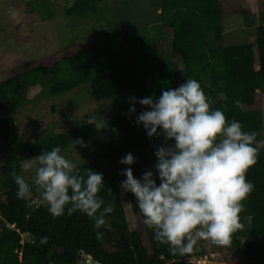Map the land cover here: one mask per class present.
<instances>
[{"label":"trees","instance_id":"16d2710c","mask_svg":"<svg viewBox=\"0 0 264 264\" xmlns=\"http://www.w3.org/2000/svg\"><path fill=\"white\" fill-rule=\"evenodd\" d=\"M97 4L98 0H74L66 14L95 12ZM159 9L160 27L170 38H151L140 30L127 35L108 33L93 38L89 48L68 47L46 57L49 62L34 65L23 56L0 53V62L3 58L12 61L0 65V73L9 72L0 80V264H78L82 254L101 264H188L187 258L197 255L195 247L191 253L174 255L156 241L154 230L143 223L136 198L121 188L126 179L122 172L128 167L119 163L121 158L133 154V175L140 178L145 171L155 172L154 152L165 146L163 136L149 138L143 126L136 125L130 107L110 119L109 141L100 138L94 125L84 124L15 145L13 113L34 99L90 82L97 100L113 99L116 105L122 98H158L163 90L188 79L200 83L212 110L222 111L228 121H239L243 131L256 133L260 144L264 111L258 95L264 94V23L257 27L254 41L224 44V21L237 13L248 14V0H160ZM35 18H26L16 29L27 28ZM135 107L137 114L146 109L139 104ZM78 139L90 142L95 154L94 160L77 166L80 173L88 169L103 175L104 187L98 195L105 206L113 208L95 231L94 219L80 212L54 218L47 204L35 202L40 196L35 190L28 201L18 199L13 180V173L21 175L24 162L56 146H73ZM246 179L254 187L242 201V227L232 233L230 246H242L249 264H264V151L259 147ZM126 204L135 217L134 228Z\"/></svg>","mask_w":264,"mask_h":264},{"label":"clouds","instance_id":"9594fccd","mask_svg":"<svg viewBox=\"0 0 264 264\" xmlns=\"http://www.w3.org/2000/svg\"><path fill=\"white\" fill-rule=\"evenodd\" d=\"M129 103L136 125H142L149 138L163 136L165 141L154 152L155 172L148 170L136 178L131 168L136 163L133 154L119 161L128 166L122 172L126 179L121 188L136 198L144 225L174 255L191 253L199 240L229 246L232 233L242 227V201L254 187L246 173L256 163V133L243 131L239 121H228L222 111L212 110L195 79L163 90L158 98L130 97ZM136 104L147 110L137 114ZM87 123L103 128L91 118ZM101 123L105 125L104 120ZM77 144L87 147L83 139L76 140ZM60 153L56 146L22 165L24 172L35 168L31 184L13 173L16 196L28 201L35 190L54 218L80 212L94 219L95 231L113 211L98 195L104 177L88 169L82 175Z\"/></svg>","mask_w":264,"mask_h":264},{"label":"rangeland","instance_id":"374dc122","mask_svg":"<svg viewBox=\"0 0 264 264\" xmlns=\"http://www.w3.org/2000/svg\"><path fill=\"white\" fill-rule=\"evenodd\" d=\"M159 2L160 0H98L95 12L67 15L66 10L74 0H0V53L11 57L23 56L34 65L37 61H45L49 55L68 47L78 48L84 45L89 48L93 38L108 33L127 35L131 30H140L151 38H170L171 35L160 27ZM248 2V14H234L223 23L226 46L254 41L257 27L264 23V0ZM26 18L35 20L28 24L27 28L22 25L16 29ZM164 45L166 47L167 43ZM49 61L48 58L46 62ZM9 62L12 63L3 58L0 65L5 67ZM6 71L8 70L0 73V80L9 75ZM9 71L11 73L10 68ZM258 96L264 111V94ZM216 101L214 99L212 103ZM127 107H130L128 98H122L116 105L113 99L97 100L93 96L90 82L63 93L50 95L43 100L34 99L13 113L17 133L15 145L22 146L45 133L56 134L88 124L89 118L96 122L97 127H103L98 129L100 138L109 141L110 119ZM101 120L105 121V125ZM261 138L259 148L264 151V128ZM85 143L87 147L73 145L61 149L60 154L77 166L91 162L95 159V154L91 143ZM21 175L26 181H31L35 176V168L28 172L22 171ZM35 202L47 204L41 196L36 197ZM126 205L128 220L134 228L135 217L129 204ZM24 238L27 239L28 236ZM194 247L197 256L207 255L215 264H249L242 246L232 249L230 245L219 246L210 241L199 240ZM81 257L82 260L78 264H95L90 256L82 254Z\"/></svg>","mask_w":264,"mask_h":264},{"label":"built area","instance_id":"2783aa9c","mask_svg":"<svg viewBox=\"0 0 264 264\" xmlns=\"http://www.w3.org/2000/svg\"><path fill=\"white\" fill-rule=\"evenodd\" d=\"M188 264H215L212 260H209L207 258V255L202 257V256H191L187 258Z\"/></svg>","mask_w":264,"mask_h":264},{"label":"water","instance_id":"95a60500","mask_svg":"<svg viewBox=\"0 0 264 264\" xmlns=\"http://www.w3.org/2000/svg\"><path fill=\"white\" fill-rule=\"evenodd\" d=\"M89 256H90V258H91L92 262H94L95 264H101L100 262L93 260V258H92V256H91V255H89Z\"/></svg>","mask_w":264,"mask_h":264},{"label":"crops","instance_id":"0c3cea01","mask_svg":"<svg viewBox=\"0 0 264 264\" xmlns=\"http://www.w3.org/2000/svg\"><path fill=\"white\" fill-rule=\"evenodd\" d=\"M85 255V254H84Z\"/></svg>","mask_w":264,"mask_h":264}]
</instances>
